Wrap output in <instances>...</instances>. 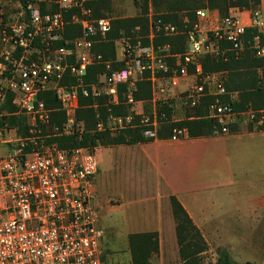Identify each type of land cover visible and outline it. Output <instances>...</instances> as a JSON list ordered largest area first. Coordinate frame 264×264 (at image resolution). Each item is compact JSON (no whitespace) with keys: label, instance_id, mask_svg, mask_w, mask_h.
Masks as SVG:
<instances>
[{"label":"built area","instance_id":"obj_1","mask_svg":"<svg viewBox=\"0 0 264 264\" xmlns=\"http://www.w3.org/2000/svg\"><path fill=\"white\" fill-rule=\"evenodd\" d=\"M7 1L16 10L8 16L1 11L0 22V264H105L96 203L104 145L61 148L50 141L59 134L84 131L78 117L81 98L91 100L95 130L112 136L131 130L159 139L165 125L183 120L176 114L180 108L188 111L186 118L211 120L214 134L230 133L245 117L264 122L263 113L250 105L234 109L238 93L225 86L228 72L205 73L203 62L205 55L224 61L240 57L246 49V29L263 24L260 8L231 7L229 15L221 17L206 6L196 10L188 30L150 10L144 36L148 42L138 34L140 27L136 34L116 39L121 52L115 62L121 66L114 69L113 61L95 50L108 40L113 19L95 16L85 5L103 0ZM52 4L58 5L57 11H50ZM73 8L79 14L67 18ZM69 24L80 25L81 31L66 39ZM184 33L185 51L156 41ZM254 40L257 55L264 56L260 36ZM59 41L64 43L57 45ZM99 65L106 72L89 80L90 69ZM141 81L150 84L151 96L138 100ZM48 93L61 103V125L53 123L57 108L48 104ZM200 107L203 113H195ZM188 136L187 127L175 125L169 139Z\"/></svg>","mask_w":264,"mask_h":264},{"label":"trees","instance_id":"obj_2","mask_svg":"<svg viewBox=\"0 0 264 264\" xmlns=\"http://www.w3.org/2000/svg\"><path fill=\"white\" fill-rule=\"evenodd\" d=\"M27 0H22L25 3ZM139 2V0H135ZM142 5V15L118 17L113 21V29L108 34V40L98 43L95 50L101 52L105 59L113 61V68L120 67V63L116 60V45L115 40L125 36L136 34L137 26H140L138 34L142 37L144 43H147V38L144 36L148 33V4L149 0H140ZM153 6L158 10L160 16L174 23L183 25L184 30L190 29L196 21V10L209 6L212 9H217L221 17L229 15L231 7L241 8H260L261 0H208V3L199 0H152ZM86 7L94 9L95 16H106L105 14L112 12V0L87 2ZM92 9V10H93ZM58 5L52 4L50 11H57ZM43 11L46 7L43 6ZM185 11L186 14L180 13ZM73 13L79 14V9L73 8L66 15L70 18ZM188 17V22H184L185 17ZM81 28L77 24H69L66 27L65 38H74L80 34ZM259 35L260 43L264 44V36L262 31L257 27H248L244 34L246 49L240 57L232 55L228 60L214 58L210 55L203 57L205 73H214L219 71H227L228 78L225 86L228 90L238 91V99L233 103L234 109H245L248 105L254 109L263 110L264 115V56L257 55L256 47H254V38ZM157 42H170L173 49L176 51H185L187 48V35L184 33L180 36H162L156 39ZM64 41L57 42V45H62ZM262 70V75H260ZM106 72L103 65L95 66L90 69L89 80L96 79L98 73ZM263 76V77H262ZM151 96V87L147 81L138 83V90L135 97L140 99L149 98ZM48 104L57 109L52 114L54 124L61 125L65 120V113L60 109V101L51 93H48ZM90 98H81V107L78 110V117L83 121L84 131L77 134H59L50 138V141L56 142L61 148H73L78 146H89L101 143L106 146L117 144H134L141 141H152L147 139L142 134L133 131H127L124 134L112 136L108 133H101L95 130V112L89 107ZM104 114L106 109L102 108ZM203 107L196 110L195 113H203ZM172 112L168 109V116ZM22 117H20L21 119ZM17 118H12V122L18 121ZM24 121V118L22 119ZM175 125L185 126L189 129L191 137L213 135L215 132V124L206 118L202 119H186L177 123H168L160 130L159 138H169L172 134ZM249 129L257 128L264 130V122L257 124L249 122ZM236 124L231 126V131H236ZM23 132V129H20ZM126 135H131L130 140ZM173 215L176 221V234L180 247V255L183 259V264H197L199 255L208 250V244L202 235L200 229L196 226L190 214L177 198L176 195H170ZM129 247L131 251L132 264H153L152 258L159 253V233L157 231L135 232L128 236ZM220 256L216 264H240L234 261L227 251H222L218 248Z\"/></svg>","mask_w":264,"mask_h":264},{"label":"crops","instance_id":"obj_3","mask_svg":"<svg viewBox=\"0 0 264 264\" xmlns=\"http://www.w3.org/2000/svg\"><path fill=\"white\" fill-rule=\"evenodd\" d=\"M15 10L13 3L0 0V22L1 11L5 12V16H8L12 15ZM150 10L159 13L153 6L152 0H149L148 4V11ZM260 10L263 19L260 29L264 36V0H261ZM180 13L186 14L185 11ZM139 15H142L141 12L131 16ZM186 18L188 19L187 16ZM112 19L114 20L115 17ZM117 49L116 47V58L120 56ZM236 92L238 93V91ZM259 111L263 113V110ZM187 115V111L183 109V120L189 119L186 118ZM244 122L246 121L240 119L236 123L237 130L228 134L198 137H191L189 134L188 137L177 141L159 138L134 144L112 145V147H119V153L117 152L115 155L121 157L124 164L130 161L133 163V170L137 172L139 177L137 184L140 195L139 201L144 199L143 202L148 201L146 199L147 194L144 195L143 192H140L146 184L143 176H153L156 180L155 185H158L159 188L162 187L163 190L161 189L160 192L164 193L161 196L162 206H159L157 212L155 211L153 219L150 220L152 223L147 222L148 220H137L133 224L137 227L136 230L129 234L157 231L160 250L155 255H160L163 258L170 251L177 255L180 249L176 234V221L170 202V195L174 194L184 205L211 249L221 239L219 229L221 225L217 221L218 211L223 207L219 193L220 186L223 184L232 185L233 177L240 179L242 177L240 183L244 187L243 193L250 195L248 207L250 213L247 216L253 220L250 221L251 224L264 225V130L249 129L248 125L240 128ZM100 163L99 157L96 182L100 201L105 204L108 199L107 183L110 178L106 174L104 176ZM228 174L232 176V179L230 177L228 183L221 182V176ZM226 192L230 191L226 189ZM120 195L128 197L127 190L124 188ZM105 213L103 212L102 219L106 217ZM104 241L105 235L102 245Z\"/></svg>","mask_w":264,"mask_h":264},{"label":"rangeland","instance_id":"obj_4","mask_svg":"<svg viewBox=\"0 0 264 264\" xmlns=\"http://www.w3.org/2000/svg\"><path fill=\"white\" fill-rule=\"evenodd\" d=\"M112 9V12L105 15L116 18L136 15L140 12L142 14L140 0L139 2L135 0H112ZM117 50L120 55L121 49L118 48ZM259 72L262 75V70ZM176 114L179 118L183 117V109L180 108ZM243 120L246 122L240 125V128L249 126L248 118L245 117ZM118 150V146H106L103 147L99 155L102 172L110 180L107 183V201L102 204L98 193L96 203L99 206L100 223L105 235L103 244L105 264H132L128 236L131 231L137 228L133 224L137 220H148L147 222L152 223L150 220L153 219L159 206H162L161 196L164 193L160 192L161 189L163 190L162 187L159 188L158 185H155L156 180L153 176H143L146 184L140 192H143L144 195L147 194L146 199L148 201L143 202L144 198L143 201H139L137 172L133 170L132 161L124 164L121 157L115 155ZM230 177L232 179L229 174L221 176V182L228 183ZM233 178L232 185L223 184L220 186V199L223 203V207L218 211L217 216V221L221 225L219 227L221 239L217 242L220 245H213L211 249L208 246V250L198 256L197 264H216L220 256L218 248L227 251L237 263L264 264V225L251 224L250 221L253 220L247 216L250 213L248 210L250 195L243 193L244 187L240 183L242 177L241 179ZM124 188L128 192V197L120 195ZM226 189L230 192H226ZM103 212H106L104 219H102ZM152 261L153 264H183L180 251L177 255L170 251L163 258L160 255H154Z\"/></svg>","mask_w":264,"mask_h":264}]
</instances>
